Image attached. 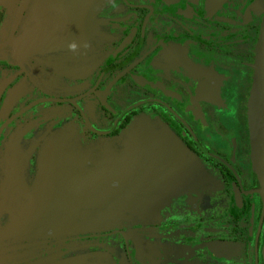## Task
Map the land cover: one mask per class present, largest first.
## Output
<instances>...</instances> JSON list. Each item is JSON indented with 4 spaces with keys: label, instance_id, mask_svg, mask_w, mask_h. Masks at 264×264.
<instances>
[{
    "label": "flooded vegetation",
    "instance_id": "obj_1",
    "mask_svg": "<svg viewBox=\"0 0 264 264\" xmlns=\"http://www.w3.org/2000/svg\"><path fill=\"white\" fill-rule=\"evenodd\" d=\"M263 63L264 0H0V264H264Z\"/></svg>",
    "mask_w": 264,
    "mask_h": 264
},
{
    "label": "water",
    "instance_id": "obj_2",
    "mask_svg": "<svg viewBox=\"0 0 264 264\" xmlns=\"http://www.w3.org/2000/svg\"><path fill=\"white\" fill-rule=\"evenodd\" d=\"M85 30L78 19L65 17L51 22H41L30 31L26 51L36 52L68 47L69 43H79ZM253 110V157L258 178L264 185V63L258 69ZM37 187L33 199L16 220V226H34L63 209V204L53 198L50 205ZM56 201H55V200ZM29 224V225H28Z\"/></svg>",
    "mask_w": 264,
    "mask_h": 264
},
{
    "label": "clouds",
    "instance_id": "obj_3",
    "mask_svg": "<svg viewBox=\"0 0 264 264\" xmlns=\"http://www.w3.org/2000/svg\"><path fill=\"white\" fill-rule=\"evenodd\" d=\"M91 46L92 45L90 43H88V42H85L84 45H83V47H84L85 50L90 49ZM78 47L79 46H78V44L75 41L69 43V45H68L69 51H71L73 53H77L78 52Z\"/></svg>",
    "mask_w": 264,
    "mask_h": 264
}]
</instances>
